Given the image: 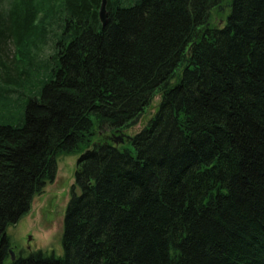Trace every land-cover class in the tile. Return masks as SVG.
<instances>
[{
	"label": "trees",
	"instance_id": "trees-1",
	"mask_svg": "<svg viewBox=\"0 0 264 264\" xmlns=\"http://www.w3.org/2000/svg\"><path fill=\"white\" fill-rule=\"evenodd\" d=\"M225 2L106 0L104 26L102 0L0 11V264L7 229L75 154L62 255L9 264H264V0H227L211 26ZM45 29L53 50L34 64ZM155 94L124 145L94 142Z\"/></svg>",
	"mask_w": 264,
	"mask_h": 264
},
{
	"label": "rangeland",
	"instance_id": "rangeland-1",
	"mask_svg": "<svg viewBox=\"0 0 264 264\" xmlns=\"http://www.w3.org/2000/svg\"><path fill=\"white\" fill-rule=\"evenodd\" d=\"M10 2L11 0H0V11L5 10ZM226 4L227 0L224 3V7L214 9L211 12V26L218 27L223 24L228 14ZM45 5V3L42 4L43 10L41 11L40 17L45 16L46 21H48L51 16L48 8H45ZM47 31H49L50 35H48L49 33L47 34L45 42L36 39V36L31 37L30 52L26 56H32L34 64L35 62L40 64L45 61L52 53L51 31L53 30ZM159 102L160 97L158 94H155L151 104L144 110L143 114L131 128L113 133L106 132L103 135H95L94 142L105 141L113 144L114 140L122 138L125 143L127 141L126 137H133L146 126L149 119L156 112ZM125 145L128 146V144ZM78 157L79 155L75 154L60 155L56 158L57 171L54 181L47 184L41 195H35L33 197L30 210L16 224L7 229L6 235L9 240L11 252L13 253V260L19 256L28 257L31 253L38 251L55 256L62 255L61 237L63 220L67 204L70 200V190L74 184ZM11 257L12 255L5 261V264L13 261Z\"/></svg>",
	"mask_w": 264,
	"mask_h": 264
},
{
	"label": "water",
	"instance_id": "water-1",
	"mask_svg": "<svg viewBox=\"0 0 264 264\" xmlns=\"http://www.w3.org/2000/svg\"><path fill=\"white\" fill-rule=\"evenodd\" d=\"M99 18L101 21V24L104 26L106 24V18H107V14H106V0H102L101 3V7H100V11H99ZM127 139V137H126ZM115 145H117L118 143H123V139L122 138H118L116 140H114ZM10 254L13 255V253L10 251ZM13 260V256L11 257Z\"/></svg>",
	"mask_w": 264,
	"mask_h": 264
}]
</instances>
